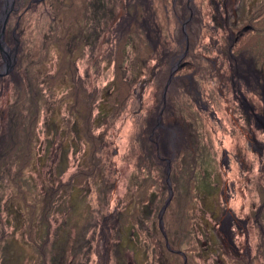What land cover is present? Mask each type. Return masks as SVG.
<instances>
[{
    "label": "rangeland",
    "instance_id": "374dc122",
    "mask_svg": "<svg viewBox=\"0 0 264 264\" xmlns=\"http://www.w3.org/2000/svg\"><path fill=\"white\" fill-rule=\"evenodd\" d=\"M4 13L0 264H264V92L252 97L251 130L236 113L224 131L209 112L228 90L197 87L208 112L185 113L177 94L183 114L172 116L188 131H174L182 151L170 170L157 166L151 133L166 80L149 78L186 34L194 63L211 69L217 46L228 67L238 48L264 75V0H0V25ZM237 214L249 223L236 242Z\"/></svg>",
    "mask_w": 264,
    "mask_h": 264
},
{
    "label": "flooded vegetation",
    "instance_id": "af4514ba",
    "mask_svg": "<svg viewBox=\"0 0 264 264\" xmlns=\"http://www.w3.org/2000/svg\"><path fill=\"white\" fill-rule=\"evenodd\" d=\"M184 38L185 39L183 40V43L180 40L177 43V45L175 44L176 47L175 49H172L171 52H163V56L159 57L158 61L157 59L154 58V60L156 61L155 63L156 65L153 66V69L151 70L152 72L149 73V78H152L153 80V78L155 77L157 79V83L159 84H162V81L166 80L165 81L166 85H164L162 91L155 95L158 101H154V103L150 108L153 110L155 109V111L157 110V117H156L157 119H155V124L152 128L151 133H153V135L155 133V137H156L154 142V150L156 151L159 161L157 166L161 165L167 168L169 164L170 170L171 167L173 170L178 160L176 159L178 158L176 152L182 151V149L180 148V144L174 145L172 141L174 140L177 143L176 136L178 134L181 135L180 133L181 131H184V134H186V131H188V126H186L185 124L179 125L177 121L178 119H180V116L183 114L182 108L180 109L177 108V110L174 111L175 107L172 106L173 103H175L176 101L175 97L177 94L181 93L188 97L187 103L183 104V107L186 108L185 113H188V109L190 110L191 106H194L195 108H197V110H200L202 112L204 111L208 112L207 110L208 104L206 106L202 105L203 102L202 94L204 93L203 92L204 89L199 90L197 87L203 85L206 82L207 83L211 82L215 84L219 90H222V92H223V88L228 90L227 93L229 97H225L224 95L223 98V96H221L222 99L219 100V104L218 103L216 104L217 110L215 111L213 110L212 112H209L212 117L220 113V116H218L217 121L219 123L220 130L223 129L224 131L225 128L223 126V123L225 121L223 120H225L226 116L228 118L231 116L230 119L233 120L234 122L235 120L234 117L236 116V113L240 118H242L243 122L246 123L249 126L248 128L250 129L252 127L251 119L254 120L259 119V117L257 116V112L254 110L255 104L253 103L254 99L252 97L256 96V91H259L261 93L264 92V75L261 74L257 75L256 69H251L252 68L251 63H249V65H245L246 64L245 61L240 59L241 55L239 53L238 48L234 49V54H236V56L233 55L234 57L231 58V63L230 60H228L229 65L227 67L226 64H224V59H226L227 56L226 52L214 45L217 49L216 52H213L212 50V53L214 54V57H216L217 59L214 60L215 63L213 62V60L212 61H210V59L206 60L208 62H213L212 68L209 69L207 64L204 67V66H200L197 63H194V57H195L194 55L196 53L194 52V50H190L189 37L187 34L184 35ZM152 50L151 52H153ZM230 52L233 51L230 50ZM170 82L173 83V91H172L173 96L172 98L169 99V106L168 109H166L168 103L166 99L168 93L167 88L170 86ZM143 84H146V81L142 80L140 82V88L144 87ZM259 84H262V87H259L258 86ZM256 85L258 88L256 87ZM212 93L213 91L211 90L210 95H212ZM229 93H231V95ZM193 96H197L198 99H194ZM191 101L193 102V104H191ZM198 105H200L201 107H198ZM213 106L214 104L210 103L209 108H214ZM150 109L147 111L148 117H151ZM164 111H168L169 115L167 116V118L163 116ZM174 112L178 115L177 120H175L174 119L175 117L172 116ZM260 116H262V118L264 119V113ZM145 121L147 123L146 122L144 123H146L147 125L150 122V119L148 120V118L146 117ZM260 125L262 127V130L264 131V122L260 121ZM177 129H179L180 132H174L175 130L177 131ZM189 133H192V131H190ZM243 137L244 138L246 137L245 133L243 134ZM184 138L186 139V137ZM254 138L255 137H253V139ZM247 144L248 146L251 147L252 152H254V148L252 147V145L250 143ZM188 145L189 143H187V147ZM221 145L220 147L222 148L223 145L222 146ZM255 146L257 147L256 143ZM259 146H261L258 147L259 150L264 147L262 145ZM202 149L205 151L207 150V147L206 149L204 148ZM226 162L228 161L226 160ZM235 217L237 218V220H233L235 221L233 222L234 224H232L231 222V224L233 225L232 227L234 229L229 228L227 230V232H229L230 234V235L227 234V238L230 239L229 236L231 237L232 231L236 230L237 231L235 235L236 238L234 239V241L239 239L241 236L246 239V226H244V224L240 226L238 222L242 221L245 223L247 222L249 223L248 218L247 216H245L243 218L244 220H242L239 214H237ZM219 224H221L220 219L218 221V225H217L218 227Z\"/></svg>",
    "mask_w": 264,
    "mask_h": 264
},
{
    "label": "trees",
    "instance_id": "16d2710c",
    "mask_svg": "<svg viewBox=\"0 0 264 264\" xmlns=\"http://www.w3.org/2000/svg\"><path fill=\"white\" fill-rule=\"evenodd\" d=\"M41 3H44V1L43 2H41ZM26 7V6H25ZM22 8H23V6H22ZM20 9V12H19V14L21 15V17L19 18V20H18V22H19V24L21 23V22H23V17L27 14V12H28V10H25V9ZM257 20V21H256ZM243 22H246L245 24H243L244 26H243V28H242V30H246V27H251L250 25H249V23L247 22V21H245V19L244 20H242ZM253 21L255 22V25H257V23L258 22H260L261 20H260V18H258V17H256L255 19H253ZM14 24H15V22L14 23H11V26L10 25H8V27H7V29H6V39H7V41L8 42H12V40H14V37H13V31L14 30H18V28L16 27V26H14ZM241 24V25H242ZM15 27V28H14ZM256 27V26H255ZM10 28H12V29H10ZM260 28H258L257 27V29H256V31L258 32V30H259ZM20 30V29H19ZM15 31V32H16ZM260 31V30H259ZM240 36V35H239ZM112 93H117L116 91H112ZM107 99H106V102L108 101L109 102V104L111 105L112 103H110V102H112V100H114V98L115 97H117L116 96V94H115V96L113 97V96H111V94L110 93H108L107 94ZM109 99V100H108ZM118 105L115 103V104H113V107H117ZM144 202H145V204H148L149 203V200H145L144 199ZM149 204H153V201H151ZM44 220V219H43ZM147 221L148 220H150V218H148V219H146ZM45 221H47V219L45 220ZM180 244V243H179ZM180 246V245H179ZM162 247V248H161ZM160 248H161V253H164V255L166 254V255H168L165 251H164V248H163V246H161ZM159 248V247H158ZM165 258H167V256H165Z\"/></svg>",
    "mask_w": 264,
    "mask_h": 264
},
{
    "label": "water",
    "instance_id": "95a60500",
    "mask_svg": "<svg viewBox=\"0 0 264 264\" xmlns=\"http://www.w3.org/2000/svg\"><path fill=\"white\" fill-rule=\"evenodd\" d=\"M39 0H35V2H38ZM8 14L7 13H4V19L0 25V53H1V58L5 61V57L6 55H8V46H6V43L4 42L3 40V37H4V33H3V30H4V25H5V21H6V16ZM14 57V56H12ZM14 62V58H12V61H11V64ZM10 63V62H9ZM6 66V65H5ZM8 67V66H7ZM160 220L159 219V223H160ZM160 227V226H159ZM160 230H161V227H160Z\"/></svg>",
    "mask_w": 264,
    "mask_h": 264
},
{
    "label": "bare ground",
    "instance_id": "6f19581e",
    "mask_svg": "<svg viewBox=\"0 0 264 264\" xmlns=\"http://www.w3.org/2000/svg\"><path fill=\"white\" fill-rule=\"evenodd\" d=\"M4 39H5V37H4ZM5 41V40H4Z\"/></svg>",
    "mask_w": 264,
    "mask_h": 264
}]
</instances>
